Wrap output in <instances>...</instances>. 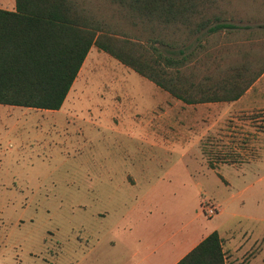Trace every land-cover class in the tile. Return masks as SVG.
<instances>
[{
    "label": "rangeland",
    "instance_id": "obj_1",
    "mask_svg": "<svg viewBox=\"0 0 264 264\" xmlns=\"http://www.w3.org/2000/svg\"><path fill=\"white\" fill-rule=\"evenodd\" d=\"M229 4L242 24L264 22L246 20L264 16V0ZM192 106L96 46L59 109L0 103V264H68L72 253L101 250L129 264L142 247L137 222L264 232V108ZM222 150L237 163L209 168Z\"/></svg>",
    "mask_w": 264,
    "mask_h": 264
},
{
    "label": "trees",
    "instance_id": "obj_2",
    "mask_svg": "<svg viewBox=\"0 0 264 264\" xmlns=\"http://www.w3.org/2000/svg\"><path fill=\"white\" fill-rule=\"evenodd\" d=\"M229 3L15 0L13 10L0 8V103L59 109L91 46L184 103L233 101L264 72V22L242 24ZM234 157L213 152L207 164ZM175 264H225L217 231Z\"/></svg>",
    "mask_w": 264,
    "mask_h": 264
},
{
    "label": "crops",
    "instance_id": "obj_3",
    "mask_svg": "<svg viewBox=\"0 0 264 264\" xmlns=\"http://www.w3.org/2000/svg\"><path fill=\"white\" fill-rule=\"evenodd\" d=\"M1 8V7H0ZM13 8L8 10H13ZM7 9V8H5ZM264 72L258 77L252 85L245 90V92L233 101H219L221 103H229L237 105L236 110H249L253 108H264ZM74 82V81H73ZM73 84V83H72ZM72 86V85H71ZM71 88V87H70ZM159 88V87H158ZM160 89V88H159ZM70 90V89H69ZM256 91L257 93H253ZM166 92V91H165ZM167 93V92H166ZM169 96H171L169 94ZM172 97V96H171ZM179 100V99H178ZM215 102L194 103L188 105L192 106L191 110L195 111L193 107H201L214 105ZM184 103V102H183ZM187 104V103H185ZM191 115V114H190ZM191 125V124H188ZM192 126V125H191ZM164 130L171 128L167 124L162 125ZM193 127V126H192ZM171 130V129H170ZM203 133L200 136L202 139ZM199 140V146H200ZM201 148V147H200ZM202 156L204 155L201 149ZM204 159V158H203ZM210 168V167H209ZM215 169V168H211ZM222 177V178H221ZM221 181L226 185L228 181L221 175ZM220 212V208L216 213ZM252 220L259 221V217H248ZM134 231L132 232L134 238L142 244L141 249L131 252L132 258L129 264H175L182 256H184L191 248H193L199 241H201L208 234H201L195 226L185 224L179 230L168 231L159 227L156 222H137L134 224ZM212 231H217L216 229ZM211 231V232H212ZM218 233V231H217ZM222 250L224 253L225 264H249L250 261H258V264H264V232L260 234L253 229H240L235 232L229 229L224 235L218 233ZM110 253L105 251H89L81 254L72 253V256L67 258L68 264H126L124 260L108 263ZM63 258L57 256L55 259ZM52 264V263H51ZM55 264H61L56 262Z\"/></svg>",
    "mask_w": 264,
    "mask_h": 264
},
{
    "label": "built area",
    "instance_id": "obj_4",
    "mask_svg": "<svg viewBox=\"0 0 264 264\" xmlns=\"http://www.w3.org/2000/svg\"><path fill=\"white\" fill-rule=\"evenodd\" d=\"M209 214H213L216 213L218 211V207L217 206H211L208 209Z\"/></svg>",
    "mask_w": 264,
    "mask_h": 264
}]
</instances>
